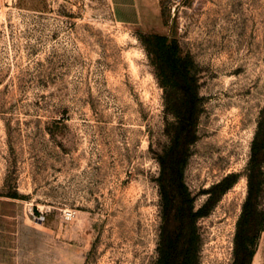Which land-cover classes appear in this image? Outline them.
Listing matches in <instances>:
<instances>
[{"label": "rangeland", "instance_id": "obj_1", "mask_svg": "<svg viewBox=\"0 0 264 264\" xmlns=\"http://www.w3.org/2000/svg\"><path fill=\"white\" fill-rule=\"evenodd\" d=\"M147 1L0 0V264H155L176 118L153 35L194 64L193 210L236 177L195 220L199 264H233L264 108V0ZM258 208L250 264H264V190Z\"/></svg>", "mask_w": 264, "mask_h": 264}, {"label": "trees", "instance_id": "obj_2", "mask_svg": "<svg viewBox=\"0 0 264 264\" xmlns=\"http://www.w3.org/2000/svg\"><path fill=\"white\" fill-rule=\"evenodd\" d=\"M153 39L148 52L166 93L168 108L176 118L171 128V142L158 158L163 224L155 264H199L201 238L195 220L208 213L210 205L236 181V177L227 175L210 186L205 203L193 210V197L184 182V169L198 113L194 64L190 56L181 52L176 41H168L161 35H153ZM247 187L237 221L233 264H250L259 229V197L264 190V108L251 144Z\"/></svg>", "mask_w": 264, "mask_h": 264}, {"label": "built area", "instance_id": "obj_3", "mask_svg": "<svg viewBox=\"0 0 264 264\" xmlns=\"http://www.w3.org/2000/svg\"><path fill=\"white\" fill-rule=\"evenodd\" d=\"M72 216H73V211L72 210L68 209V210L64 211V217L66 219H70Z\"/></svg>", "mask_w": 264, "mask_h": 264}, {"label": "crops", "instance_id": "obj_4", "mask_svg": "<svg viewBox=\"0 0 264 264\" xmlns=\"http://www.w3.org/2000/svg\"><path fill=\"white\" fill-rule=\"evenodd\" d=\"M126 1H128V0H126ZM150 2H153V0L152 1L151 0L147 1L148 6L150 5V7H151V5H153V3H150ZM128 5L132 6L133 4L132 3H129Z\"/></svg>", "mask_w": 264, "mask_h": 264}]
</instances>
